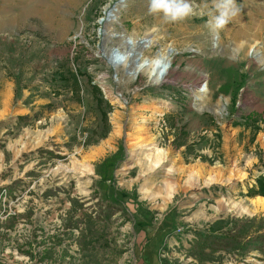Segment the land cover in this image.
Masks as SVG:
<instances>
[{"label": "rangeland", "instance_id": "1", "mask_svg": "<svg viewBox=\"0 0 264 264\" xmlns=\"http://www.w3.org/2000/svg\"><path fill=\"white\" fill-rule=\"evenodd\" d=\"M120 2L0 0V264H137L144 234L160 264H264V0H236L218 44L213 0L179 23ZM124 35L174 50L165 81L117 73Z\"/></svg>", "mask_w": 264, "mask_h": 264}, {"label": "bare ground", "instance_id": "2", "mask_svg": "<svg viewBox=\"0 0 264 264\" xmlns=\"http://www.w3.org/2000/svg\"><path fill=\"white\" fill-rule=\"evenodd\" d=\"M120 3L116 4V6L108 12L109 13V21L107 22L108 26L113 27L114 23L118 22L119 11L121 7ZM260 13L262 12H259V16ZM256 16H258V14ZM258 22H256L255 26L258 25L257 24ZM111 37L112 36L108 35L109 39ZM219 40H220V36L218 32L215 31L214 32L215 44H218ZM119 41L122 47L120 46L117 48L109 47L105 49L107 58H110L111 56L119 57V61L117 63H113V64L109 63L117 71V73L121 72L120 70H123V73L126 77H128V80L135 79L141 75H144L147 76L150 83L154 85L160 84L169 77V75L172 72V54L174 53V50L161 49L154 57L150 58V57H145V52H147L154 46L155 41L152 38L145 37L144 39L139 40L124 35L120 37ZM140 41H143V43H140ZM250 54L252 55L253 58L258 59L261 62H264L263 52L260 49H256L255 46L251 48ZM118 81L121 80H119L118 78ZM207 91H208L207 86L204 87L203 90L199 91L197 95V100L203 102L207 98ZM113 102H115V100H113ZM223 111H224V106H221L219 109L214 110L213 112L221 116ZM256 200H258L257 206L261 207L264 210V202H263L264 198L257 197Z\"/></svg>", "mask_w": 264, "mask_h": 264}, {"label": "clouds", "instance_id": "3", "mask_svg": "<svg viewBox=\"0 0 264 264\" xmlns=\"http://www.w3.org/2000/svg\"><path fill=\"white\" fill-rule=\"evenodd\" d=\"M214 14L210 13L209 26L213 31L224 29L239 13L236 0H213ZM149 13L163 14L168 23H179L190 16L192 7L188 0H149Z\"/></svg>", "mask_w": 264, "mask_h": 264}, {"label": "trees", "instance_id": "4", "mask_svg": "<svg viewBox=\"0 0 264 264\" xmlns=\"http://www.w3.org/2000/svg\"><path fill=\"white\" fill-rule=\"evenodd\" d=\"M257 186L254 188H250L248 194L250 196L260 195L264 196V177H259L257 179ZM198 240L195 242V247L198 249L197 252L199 255H204L203 251L206 248L216 250V249H228L230 245L229 239L236 241V237L238 235L237 231L228 232L222 235H214L212 233H198ZM224 236H229L224 237ZM253 249L258 250L259 252L264 253V235H259L256 239L253 240ZM219 246L220 248H218Z\"/></svg>", "mask_w": 264, "mask_h": 264}, {"label": "crops", "instance_id": "5", "mask_svg": "<svg viewBox=\"0 0 264 264\" xmlns=\"http://www.w3.org/2000/svg\"><path fill=\"white\" fill-rule=\"evenodd\" d=\"M149 236H150V232H149ZM144 238H146V234H144V237H142V242H141L142 247H140V254L142 255V260L140 259V261L137 264H160L157 252L160 249V247L163 245L161 239L160 241L159 239H157V242L155 243L148 242V244L144 246L143 244Z\"/></svg>", "mask_w": 264, "mask_h": 264}, {"label": "water", "instance_id": "6", "mask_svg": "<svg viewBox=\"0 0 264 264\" xmlns=\"http://www.w3.org/2000/svg\"><path fill=\"white\" fill-rule=\"evenodd\" d=\"M122 2V0H121ZM109 21V13H107V17L106 19H102L100 23H104V22H108ZM140 43H143V41H140ZM109 63L113 64V63H117L119 61V57H113L111 56L110 58H108Z\"/></svg>", "mask_w": 264, "mask_h": 264}]
</instances>
